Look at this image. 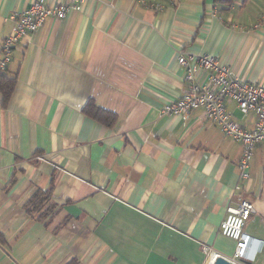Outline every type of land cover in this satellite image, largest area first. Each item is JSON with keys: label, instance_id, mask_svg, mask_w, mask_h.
<instances>
[{"label": "crops", "instance_id": "0c3cea01", "mask_svg": "<svg viewBox=\"0 0 264 264\" xmlns=\"http://www.w3.org/2000/svg\"><path fill=\"white\" fill-rule=\"evenodd\" d=\"M32 1L0 0V47ZM178 47L264 87V0H84L22 37L2 71L0 264H209L202 244L233 256L219 225L241 201L264 241V144L241 179V143L201 108L160 112L185 89ZM37 191L50 197L30 214Z\"/></svg>", "mask_w": 264, "mask_h": 264}, {"label": "built area", "instance_id": "2783aa9c", "mask_svg": "<svg viewBox=\"0 0 264 264\" xmlns=\"http://www.w3.org/2000/svg\"><path fill=\"white\" fill-rule=\"evenodd\" d=\"M83 1L33 0L26 10L12 17L14 27L3 38L0 47V72L6 69L12 51L22 37L35 32L49 17L63 19L70 9L78 10ZM154 9H160V6L154 5ZM176 56L183 69L185 89L176 100L164 104L160 112L186 117L191 110L201 108L205 119L218 126L225 136L241 143L238 167L240 178H246L245 170L254 149L264 144V87L239 77L210 54L178 47ZM230 100L236 103L243 115L251 113L255 116L251 130L240 127L226 111L225 103ZM253 211L248 201H241L236 206L229 205L219 225V233L235 242L234 254L227 258L234 264H251L262 250L264 241L246 234L243 229ZM201 247L212 260L219 255L209 245L202 244Z\"/></svg>", "mask_w": 264, "mask_h": 264}, {"label": "trees", "instance_id": "16d2710c", "mask_svg": "<svg viewBox=\"0 0 264 264\" xmlns=\"http://www.w3.org/2000/svg\"><path fill=\"white\" fill-rule=\"evenodd\" d=\"M220 1L230 2L231 0ZM14 85L15 78L4 76L3 72H0V93L2 95L3 102L8 100L9 96L11 95L14 89ZM85 110L86 112L94 115L99 112L91 105H89ZM49 197L50 194L48 192H35L26 204L28 213L33 214L39 212L43 205L48 201Z\"/></svg>", "mask_w": 264, "mask_h": 264}, {"label": "water", "instance_id": "95a60500", "mask_svg": "<svg viewBox=\"0 0 264 264\" xmlns=\"http://www.w3.org/2000/svg\"><path fill=\"white\" fill-rule=\"evenodd\" d=\"M210 264H234V263L229 261L227 258L218 255L217 257H215V259L212 260Z\"/></svg>", "mask_w": 264, "mask_h": 264}, {"label": "bare ground", "instance_id": "6f19581e", "mask_svg": "<svg viewBox=\"0 0 264 264\" xmlns=\"http://www.w3.org/2000/svg\"><path fill=\"white\" fill-rule=\"evenodd\" d=\"M211 262H212V259L210 258V259H209V264H210Z\"/></svg>", "mask_w": 264, "mask_h": 264}]
</instances>
